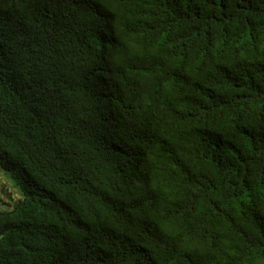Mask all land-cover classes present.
<instances>
[{"label":"trees","instance_id":"16d2710c","mask_svg":"<svg viewBox=\"0 0 264 264\" xmlns=\"http://www.w3.org/2000/svg\"><path fill=\"white\" fill-rule=\"evenodd\" d=\"M0 264H264V0H0Z\"/></svg>","mask_w":264,"mask_h":264},{"label":"rangeland","instance_id":"374dc122","mask_svg":"<svg viewBox=\"0 0 264 264\" xmlns=\"http://www.w3.org/2000/svg\"><path fill=\"white\" fill-rule=\"evenodd\" d=\"M14 184L9 180V173L0 168V197L8 200L7 192L10 190L14 195H17V190L15 189ZM11 203V202H9ZM0 207H4L3 204H0Z\"/></svg>","mask_w":264,"mask_h":264}]
</instances>
